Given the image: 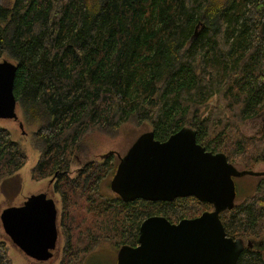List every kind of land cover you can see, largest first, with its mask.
<instances>
[{"label": "trees", "instance_id": "1", "mask_svg": "<svg viewBox=\"0 0 264 264\" xmlns=\"http://www.w3.org/2000/svg\"><path fill=\"white\" fill-rule=\"evenodd\" d=\"M263 18L264 0L0 2V59L18 64L17 108L35 124L30 176L47 179L58 197V264H84L103 243L137 245L148 216L178 222L213 208L193 196L125 202L102 191L117 162L84 144L93 132L114 139L122 125L146 122L164 141L188 126L242 170L264 163V134L238 129L264 102ZM27 158L0 125V180ZM73 160L81 172L65 173ZM220 219L227 236L245 243L236 264H264V174ZM0 264H15L4 240Z\"/></svg>", "mask_w": 264, "mask_h": 264}, {"label": "water", "instance_id": "2", "mask_svg": "<svg viewBox=\"0 0 264 264\" xmlns=\"http://www.w3.org/2000/svg\"><path fill=\"white\" fill-rule=\"evenodd\" d=\"M260 33L264 36V18ZM17 68V63L0 59V119H19L13 93ZM247 172L237 169L224 153L206 150L188 126L164 141L157 140L151 130L139 134L117 164L109 183L111 191L125 202L193 196L213 208L178 222L158 214L144 218L137 245H121L116 264H236L245 243L226 235L220 212L234 206V177L259 175ZM56 219L55 202L44 192L0 212L4 233L26 256L39 262L53 256L58 240Z\"/></svg>", "mask_w": 264, "mask_h": 264}, {"label": "rangeland", "instance_id": "3", "mask_svg": "<svg viewBox=\"0 0 264 264\" xmlns=\"http://www.w3.org/2000/svg\"><path fill=\"white\" fill-rule=\"evenodd\" d=\"M1 3L10 5L13 0H0ZM2 59V58H1ZM8 59V58H7ZM10 59V58H9ZM11 60V59H10ZM13 61V60H11ZM14 62V61H13ZM18 120L13 119H0V125L6 126L15 140H20L27 153L26 163L13 175L0 180V212L8 206H19L27 197L37 193H47L49 197H54L56 207L58 208L57 196L53 194L51 184L47 179L40 181H34L31 179L30 170L35 164L37 159V152L32 148V142L30 133L34 129L35 124L32 122H25L22 118L21 109L17 108ZM22 123L20 128L19 123ZM257 120L248 122L242 126V130L246 133H253L251 129L252 125L257 124ZM150 129L148 123L142 124H124L120 127L119 136L114 139H108L106 135L102 133L93 132L86 136V143L93 151L99 149V153L106 155L108 152H114L119 154L124 153L131 142L141 133ZM108 144V145H107ZM107 145V146H106ZM105 149V150H104ZM98 152V150H97ZM95 156H99L96 154ZM76 160L72 162V170H76ZM240 168V167H239ZM256 170H264V166L260 165L255 168ZM74 174V173H70ZM248 175V174H247ZM246 174L234 177V184L236 188V197H241L252 193L256 186L257 176H247ZM109 177L107 174L100 181V188L102 191L111 193L109 185ZM0 240L6 241L9 247V254L15 264H58L60 258V250L62 246V237L58 235L56 248L53 251V257L47 261L39 262L26 256L16 245L12 243L9 237L4 233L0 222ZM116 247L112 244L103 243L100 247L95 248V251L88 255L84 264H116ZM257 248L264 252L263 244Z\"/></svg>", "mask_w": 264, "mask_h": 264}, {"label": "flooded vegetation", "instance_id": "4", "mask_svg": "<svg viewBox=\"0 0 264 264\" xmlns=\"http://www.w3.org/2000/svg\"><path fill=\"white\" fill-rule=\"evenodd\" d=\"M210 103H213V99L210 101ZM258 105V108H257V111H256V113H254L253 115H251V116H249V117H247V118H245L239 125H238V129L246 136V137H262L263 136V134H264V102L263 103H260V104H257ZM255 120H257L258 122H257V124H255V125H252L251 126V129H253L254 130V132L253 133H246V132H244L243 130H242V126L244 125V124H248V122H251V121H255ZM191 128V127H190ZM196 132V131H195ZM142 133V132H141ZM140 133V134H141ZM139 136V135H138ZM137 136V137H138ZM136 137V138H137ZM135 138V139H136ZM135 139L131 142V144L128 146V148L126 149V151H124V153L123 154H121L120 156H119V154H117V153H114V152H108L107 154H111L112 155V160L113 161H116L117 162V164L119 163V161L121 160V157L127 152V150L129 149V147L133 144V142L135 141ZM108 145V144H107ZM106 145V146H107ZM98 150V152H96V154H99V156H104L103 155V153H105V152H103V153H99L100 151H99V149H97ZM105 150V149H104ZM207 150V149H206ZM208 151H210V150H208ZM211 152H214V151H211ZM215 152H219V151H215ZM214 152V153H215ZM227 158V157H226ZM228 160V159H227ZM74 161V160H73ZM72 161V162H73ZM229 161V160H228ZM72 162H71V167H72ZM77 164V167H76V170H72V168H70L69 170H67L65 173H80L81 171H80V165H79V162H76ZM117 164H116V167H117ZM260 165H263L264 166V163H258V164H255L254 166H252V167H250L249 169H248V172L247 173H259V175H255V174H248L249 176H253V177H255V176H257V177H259V176H261L262 174H264V170H256L255 168L257 167V166H260ZM237 169H239V170H242V168L240 167V166H235ZM240 167V168H239ZM116 170V169H115ZM115 170L112 172V173H115ZM55 173H57V172H55ZM247 175V174H246ZM247 175V176H248ZM113 176V175H112ZM112 178V177H111ZM111 180V179H110ZM110 180H109V183H110ZM233 180H234V178H233ZM110 187V186H109ZM112 192V191H111ZM46 195H47V193H46ZM47 197H49L48 195H47ZM236 197V196H235ZM50 198H52V197H50ZM53 200H54V197L52 198ZM55 202V201H54ZM207 203V202H206ZM55 205H56V203H55ZM56 209H57V217H58V208L56 207ZM56 223H58L57 222V219H56ZM57 230H58V235H59V226H58V224H57Z\"/></svg>", "mask_w": 264, "mask_h": 264}]
</instances>
